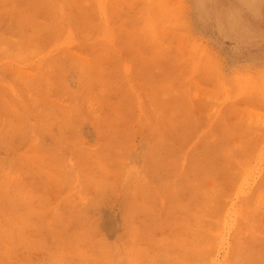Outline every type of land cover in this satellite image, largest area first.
<instances>
[{"label":"rangeland","instance_id":"374dc122","mask_svg":"<svg viewBox=\"0 0 264 264\" xmlns=\"http://www.w3.org/2000/svg\"><path fill=\"white\" fill-rule=\"evenodd\" d=\"M245 1L0 0V264H264Z\"/></svg>","mask_w":264,"mask_h":264},{"label":"crops","instance_id":"0c3cea01","mask_svg":"<svg viewBox=\"0 0 264 264\" xmlns=\"http://www.w3.org/2000/svg\"><path fill=\"white\" fill-rule=\"evenodd\" d=\"M244 3L250 10L251 20L258 24H264V1L247 0Z\"/></svg>","mask_w":264,"mask_h":264},{"label":"bare ground","instance_id":"6f19581e","mask_svg":"<svg viewBox=\"0 0 264 264\" xmlns=\"http://www.w3.org/2000/svg\"><path fill=\"white\" fill-rule=\"evenodd\" d=\"M251 118V117H250ZM241 146V145H240Z\"/></svg>","mask_w":264,"mask_h":264}]
</instances>
